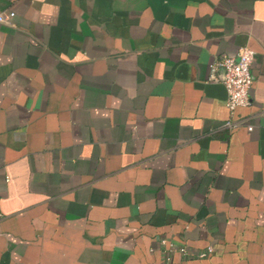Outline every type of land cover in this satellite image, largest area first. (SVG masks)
I'll list each match as a JSON object with an SVG mask.
<instances>
[{
    "label": "crops",
    "instance_id": "obj_1",
    "mask_svg": "<svg viewBox=\"0 0 264 264\" xmlns=\"http://www.w3.org/2000/svg\"><path fill=\"white\" fill-rule=\"evenodd\" d=\"M1 12L0 264H264V0ZM243 46L230 113L210 65Z\"/></svg>",
    "mask_w": 264,
    "mask_h": 264
},
{
    "label": "built area",
    "instance_id": "obj_2",
    "mask_svg": "<svg viewBox=\"0 0 264 264\" xmlns=\"http://www.w3.org/2000/svg\"><path fill=\"white\" fill-rule=\"evenodd\" d=\"M14 12H1L0 23L10 24ZM236 58L234 56L223 55L210 65V77H214L215 72L220 69L219 80L226 90V106L230 113L236 108L249 103V91L252 85L251 66L254 59V51L247 46L239 48ZM227 127H233L238 123L231 120L225 122ZM247 130H252L251 125L246 126ZM2 214L0 212V219ZM165 243V240H162ZM184 251V249H180ZM213 248L208 246L199 256L204 257L211 253Z\"/></svg>",
    "mask_w": 264,
    "mask_h": 264
}]
</instances>
